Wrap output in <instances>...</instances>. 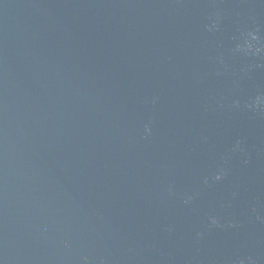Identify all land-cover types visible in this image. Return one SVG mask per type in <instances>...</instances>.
Instances as JSON below:
<instances>
[{"label": "water", "instance_id": "water-1", "mask_svg": "<svg viewBox=\"0 0 264 264\" xmlns=\"http://www.w3.org/2000/svg\"><path fill=\"white\" fill-rule=\"evenodd\" d=\"M0 264H264V0H0Z\"/></svg>", "mask_w": 264, "mask_h": 264}, {"label": "clouds", "instance_id": "clouds-1", "mask_svg": "<svg viewBox=\"0 0 264 264\" xmlns=\"http://www.w3.org/2000/svg\"><path fill=\"white\" fill-rule=\"evenodd\" d=\"M252 39H257V37H256L255 35H253V36H252ZM242 47H243L242 45H238V46H237V50H241ZM257 51H259V49H257ZM261 99H262V98H259V97L257 98V104L260 103ZM236 148H239V142L237 143ZM222 175H223L222 172H221V173H218V174L215 176V180H220V179L222 178ZM205 182L207 183V181H205ZM212 223H213V224L216 223L215 218L212 219Z\"/></svg>", "mask_w": 264, "mask_h": 264}]
</instances>
